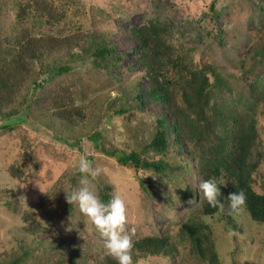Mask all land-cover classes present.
<instances>
[{"label": "rangeland", "instance_id": "374dc122", "mask_svg": "<svg viewBox=\"0 0 264 264\" xmlns=\"http://www.w3.org/2000/svg\"><path fill=\"white\" fill-rule=\"evenodd\" d=\"M21 1L0 0V23L4 38H11L20 28L17 13ZM54 2L66 10L65 19L50 26L37 17H31L26 24L34 32L56 35H67L78 30L104 32L120 54V62L109 73L96 67L92 58L75 61L70 64L68 73L54 79L55 82L64 81L72 88L77 104L83 103L82 93L86 91L88 95H85L84 103L88 104L89 115L97 113L102 117L99 129H93V124H88L84 132L89 131V134H84L78 142L75 139H60L51 131L47 133L39 129L36 132L24 124L21 115L0 120V123H21L13 130L0 129V252H17L24 244L50 243L59 236L81 250H90L92 260L106 254L104 238L78 206L75 204L74 212L65 208V189L70 187L67 175L75 172L80 157L86 156L102 170L94 179L97 190L101 185H112L114 193L119 191L124 197L128 211L127 231L133 240L156 234L167 236L178 244V255L170 259L166 256L150 261L140 258L137 264H264V223L252 220L242 208L233 211L231 204L223 210L225 214L230 211V223L225 214L221 215L222 212L203 219L211 226L210 245L216 251L219 262L200 259L194 254L186 226L192 220L201 218L198 208L203 192L201 179L191 158L188 163L192 170L187 182L174 178L170 173L143 170L142 173L151 183V192L148 193L142 189L135 168L122 165L117 156L108 154L141 148L150 141L157 120L163 114L168 116L162 103L147 97L146 92L151 85L144 66L137 58L136 43L130 34L133 26L147 24L150 19L169 22L172 26V44L179 51H191L196 62L203 60L218 64L228 73L232 83V92L222 91V98L238 103L251 97L250 83L260 81L264 85V72L260 67L250 73L240 67L242 61L246 67H250L251 50L264 43V0ZM213 3L216 10L211 7ZM135 80L143 95L141 102L144 108L132 107L121 115H114L113 112L103 114L107 102L115 95L122 94L120 87L126 88ZM130 104H133L131 100L122 102L124 106ZM259 119L263 145L264 113L259 114ZM168 121L171 123V119ZM140 127L146 130L143 137L137 131ZM92 131L100 133L98 140L91 135ZM259 149L257 146L256 154ZM167 155H175L172 148ZM149 158L158 160L164 157L162 154H151ZM13 165L22 169V178L11 175L9 168ZM260 173H264V162L255 174L254 184L255 190L264 194V177L261 178ZM7 189L20 198L18 211L10 210L5 205L4 202L10 197L5 191ZM26 209L35 210L41 222L53 231L38 235L27 232L23 221V211ZM30 264H34V261Z\"/></svg>", "mask_w": 264, "mask_h": 264}, {"label": "trees", "instance_id": "16d2710c", "mask_svg": "<svg viewBox=\"0 0 264 264\" xmlns=\"http://www.w3.org/2000/svg\"><path fill=\"white\" fill-rule=\"evenodd\" d=\"M211 7L216 10L215 3ZM66 15V10L57 6L54 0H23L17 13L20 28L11 38L2 36L0 23V120L21 115L24 124L36 132L51 131L60 139L78 142L84 134H89V131L84 132L88 124L99 129L102 117L97 113L89 115L88 104L84 103V97L88 95L86 91L82 93L83 103L77 104L72 88L66 82H55L54 79L68 73L72 62L88 58L93 59L96 67L110 73L120 62V54L104 32L36 33L26 24L29 18L37 17L54 26L61 23ZM171 32V24L162 19H150L147 24L131 28L137 58L144 66L151 85L146 92L147 97L162 103L168 116L163 114L157 120L150 141L141 148L108 154L117 156L122 165L135 168L142 189L148 193L151 192V183L143 170L170 173L174 178L187 182L192 170L189 158L193 160L201 181L213 177L226 180L227 183L221 185L223 195L220 197L225 207H213L203 196L198 208L201 218L186 226L194 254L200 259L218 263L217 253L210 245L211 226L203 219L221 212L224 215L223 210L230 204V193L245 190L247 198L241 208L252 220L264 223V194L254 188L255 174L264 162L259 119V114L264 113V85L254 81L250 83L251 97L238 103L228 102L222 98V91L232 92L228 73L214 62H196L191 51H179L171 42ZM250 53L251 66L246 67L242 61L240 67L247 73L259 67L264 72V43ZM136 81L126 88L120 87L122 94L107 102L103 114L113 112L121 115L132 107L144 108L141 102L143 95ZM126 100L133 104L122 105ZM169 119L171 123H168ZM20 124L1 121L0 129L13 130ZM137 131L142 137L146 132L143 127ZM91 135L95 140L100 137L99 132L92 131ZM257 146L260 148L258 154L255 153ZM171 148L175 155L168 156ZM97 150L101 152V149ZM151 154H162L164 158L151 160ZM9 171L14 178L20 179L24 175L22 169L15 165ZM263 174L260 173L261 178ZM67 176L70 191L79 185L80 173L75 171ZM5 191L10 194L5 205L18 211L20 198L10 189ZM98 193L106 201L115 194L113 186L107 184L101 185ZM188 193L194 195L193 192ZM65 208L74 212L75 203L70 204L66 198ZM227 212L224 217L230 223V211ZM23 221L24 229L34 235L53 231L41 222L33 209L23 211ZM134 242L137 261L140 258L150 261L161 256L170 259L179 252L178 244L167 236L149 234ZM90 254V250H81L57 236L50 243L24 244L17 252H0V264H30L31 261L34 264H118L107 254L97 255L95 260Z\"/></svg>", "mask_w": 264, "mask_h": 264}, {"label": "clouds", "instance_id": "9594fccd", "mask_svg": "<svg viewBox=\"0 0 264 264\" xmlns=\"http://www.w3.org/2000/svg\"><path fill=\"white\" fill-rule=\"evenodd\" d=\"M76 171L80 173L79 185L70 191L65 189L66 198L70 204L75 203L79 210L90 221L99 234L104 238L103 248L107 255L118 261V264H137L134 256L135 242L127 231L128 211L124 197L117 191L109 200H104L98 193L94 179L101 173L99 166L86 156H81ZM224 179L215 177L200 182L203 196L213 207L223 209L221 200V185L226 184ZM246 192L239 189L230 193L228 199L233 211H239L246 202Z\"/></svg>", "mask_w": 264, "mask_h": 264}]
</instances>
